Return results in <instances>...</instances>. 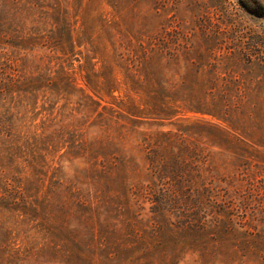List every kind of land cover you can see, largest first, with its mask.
<instances>
[{"label":"trees","instance_id":"obj_1","mask_svg":"<svg viewBox=\"0 0 264 264\" xmlns=\"http://www.w3.org/2000/svg\"><path fill=\"white\" fill-rule=\"evenodd\" d=\"M41 1L38 8H45V0H3L0 8V264H35V257L45 251L62 258V264H124L123 256L130 261L140 255L141 264L151 253V233L154 264H179L182 259L178 262V250L182 256L198 254L197 263L209 264L205 260L203 263L206 239L222 241L225 246L237 232L230 218L231 206L227 210L232 200L219 204L221 197L214 190L194 188L192 176L185 170L198 165L193 160L197 150L188 148V158L182 153L184 144L196 137L198 128H203V137L216 142L220 139L214 136H221L224 131L212 123L196 122L179 124L176 131L139 132L136 127L142 122L133 119L139 117L137 113L120 114L108 108L98 113L91 109L98 104L84 93L70 109L69 97L78 90L66 77L58 57L53 56V48L71 40L73 31L66 12L50 15L42 9L26 7ZM30 20L34 22L36 37L20 39L14 31L24 32ZM40 44L52 56L34 55L30 60L28 50ZM163 45L164 50L157 52L154 44V58L166 62L160 64L161 72L154 70V92L148 89L146 100L153 111L159 112L150 110V115L172 120L181 113L176 111L178 108L184 111L186 104H201L204 98L183 87L173 89L171 67L178 60V52L169 43ZM130 57L138 56L134 53ZM126 62L121 63L128 77L138 87L143 86L150 77L149 70L137 67L134 61L128 65ZM52 63L55 66L51 67ZM200 71L198 68L194 86L202 83ZM108 82L112 88L114 81ZM188 82L187 77L182 78V83ZM214 98V105L220 103ZM61 101L65 103L59 106ZM95 128L98 131L93 137ZM136 136L145 138L144 143L148 144L138 146L141 151L154 152V159L149 158L150 153L146 158L150 160L151 183L139 190L152 196L154 219L146 223L130 219L118 210L113 223L104 227L100 212L103 210L107 218H112L114 201L103 199V188L111 183L110 173L116 172L112 166L119 168L117 162L108 160L109 153L119 142ZM153 141L154 150L149 148ZM218 206L223 207L224 213L211 214ZM226 213L229 219H221ZM148 224H153L154 229ZM28 228L36 230L34 236L43 237L42 246L32 241Z\"/></svg>","mask_w":264,"mask_h":264},{"label":"rangeland","instance_id":"obj_2","mask_svg":"<svg viewBox=\"0 0 264 264\" xmlns=\"http://www.w3.org/2000/svg\"><path fill=\"white\" fill-rule=\"evenodd\" d=\"M2 3L0 0V8ZM44 3L45 8H38L42 1L38 5L28 3L26 7L42 9L50 15L66 12L73 31L71 40L66 39L62 47L53 48L56 53L53 56L58 57L66 77L78 90L69 97L70 109H74L84 93L98 104L91 108L98 113L105 108L120 114L137 113L139 117L133 119L142 122L136 127L139 132L176 131L179 124L196 122L212 123L224 131L223 135L214 136L220 139L216 142L214 138L203 137V128H198L194 136L203 138H192L184 144L182 153L188 158V148L197 150L193 160L198 165L185 170L192 176V186L214 190L221 197L219 204L223 200H232L233 204L229 203L227 210L231 206L230 218L237 231L234 240L222 246V241L206 239L203 263L205 260L209 264H264V0H45ZM33 26L30 20L24 32H14L27 40L36 37ZM155 43L157 52L164 50V43L177 48L178 60L171 67L173 89L183 87L184 91H195L204 98L201 104L200 101L186 104L184 111L178 108L176 111L181 113L172 120L149 114L150 110L159 113L147 104L146 95L149 90L154 92V70L161 72L160 64L166 62L154 58ZM38 46L28 50L26 55L30 60L34 55L52 56L46 47ZM134 53L138 57L129 58ZM126 59L149 70L150 77L143 86L135 85L126 74L121 63ZM198 68L202 83L194 86ZM185 77L188 85L182 83ZM112 80L110 88L108 81ZM213 98L220 103L214 105ZM96 118L94 115L93 121ZM96 131L98 128L93 129V137ZM144 139L127 138L109 153L108 160L117 162L119 168L112 166L116 172L110 173L111 183L103 188V199L114 201L110 210L112 218H107L103 210L100 212L104 227L113 223L118 210L130 219L146 223L154 219L152 196L139 193L151 183L148 153L154 159L150 149L143 152L138 148L148 146ZM154 146L153 141L149 148L154 150ZM222 210L223 207H215L211 214L224 213ZM227 214L220 218L229 219ZM148 225L154 229L153 224ZM35 232L31 230L29 235L42 246L43 237L34 236ZM150 236L151 253L141 264H154V234ZM177 252H180L176 254L178 262L182 259L179 264H202L196 262L200 258L198 254L182 256L181 251ZM140 257L126 261L123 256V263L138 264ZM61 259L45 251L39 258L35 257V264H62Z\"/></svg>","mask_w":264,"mask_h":264}]
</instances>
